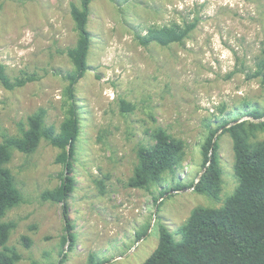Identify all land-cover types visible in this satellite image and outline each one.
I'll return each instance as SVG.
<instances>
[{"label": "rangeland", "instance_id": "374dc122", "mask_svg": "<svg viewBox=\"0 0 264 264\" xmlns=\"http://www.w3.org/2000/svg\"><path fill=\"white\" fill-rule=\"evenodd\" d=\"M79 2L0 0V62L11 78L36 76L14 90L0 83V143L19 135L40 108L49 125L58 129L63 121L70 106L66 74L73 68L66 50L78 39L71 4ZM173 23L197 26L181 44L139 43L149 27ZM88 30L89 68L75 98L81 126L75 187L68 199L76 245L64 264H90L91 255L103 264H143L158 246L160 225L180 241L195 208L221 207L238 186L229 134L219 139L220 198L198 194L191 184L203 172L201 146L209 130L222 121L250 120L253 106L264 107L262 78L255 76L264 50V0H96ZM121 100L134 110L123 112ZM159 127L184 140V160L160 185L131 188L137 150L152 144ZM58 153L42 141L32 154L14 151L8 164L23 195L3 219L16 223L8 245L22 256L17 264H60L61 251L67 252L62 204L41 198L62 181Z\"/></svg>", "mask_w": 264, "mask_h": 264}, {"label": "trees", "instance_id": "16d2710c", "mask_svg": "<svg viewBox=\"0 0 264 264\" xmlns=\"http://www.w3.org/2000/svg\"><path fill=\"white\" fill-rule=\"evenodd\" d=\"M94 1L80 0L79 5L71 4V16L78 39L74 47L66 50L73 65L72 70L66 74V95L70 106L59 128L47 123V110L40 108L28 116L26 128L21 127L19 135H6L0 143V264H17L22 259L19 251L8 245L16 223L3 221L10 210L23 203V195L8 164L14 151L32 154L42 141H48L59 150L56 163L64 167L60 185L45 190L41 195L44 201L62 204L65 224L62 245L68 248L67 252L61 251L60 264L66 262L68 252L76 245L68 204L75 187L72 173L81 132L75 98L76 87L89 68L92 36L88 23L90 7ZM196 26V23L153 25L145 35L137 38L144 47L152 44L168 47L183 43ZM262 53L255 76L262 78L264 85V50ZM34 80L36 76L27 73L11 78L6 66L0 62V83L4 88L14 90ZM120 102L123 112L134 110L130 103L124 100ZM248 116L250 120L239 123L222 121L215 129L209 130L201 146L203 172L196 183L191 184L198 194L220 198L222 168L219 139L222 134H229L233 142L234 171L238 179L236 190L219 208H195L181 228L180 241L164 225H160L158 246L143 264H264V137L260 135L264 134V107L253 106ZM151 137L152 144L141 145L137 150L138 164L128 181L131 188L149 190L152 186L160 185L165 174L174 173L184 160V140L174 137L161 127L156 128ZM141 236L143 234L138 237ZM22 240L26 247L31 246L29 237L23 236ZM90 264L103 262L91 255Z\"/></svg>", "mask_w": 264, "mask_h": 264}, {"label": "water", "instance_id": "95a60500", "mask_svg": "<svg viewBox=\"0 0 264 264\" xmlns=\"http://www.w3.org/2000/svg\"><path fill=\"white\" fill-rule=\"evenodd\" d=\"M240 121H236L235 123H239Z\"/></svg>", "mask_w": 264, "mask_h": 264}]
</instances>
